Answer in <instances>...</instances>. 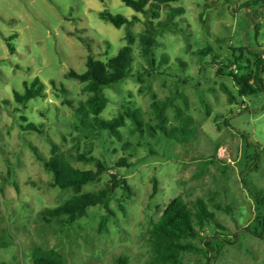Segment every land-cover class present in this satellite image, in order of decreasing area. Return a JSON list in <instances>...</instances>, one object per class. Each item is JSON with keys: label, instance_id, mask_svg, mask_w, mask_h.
<instances>
[{"label": "rangeland", "instance_id": "obj_1", "mask_svg": "<svg viewBox=\"0 0 264 264\" xmlns=\"http://www.w3.org/2000/svg\"><path fill=\"white\" fill-rule=\"evenodd\" d=\"M247 1L177 0L160 7L154 19L135 13L120 0H0V264H33L35 245L56 249L66 264H117L119 257L127 264H148L149 232L179 197L189 206L204 200L225 228L222 236L228 243L210 264H264V236L255 237L247 230L264 216L251 192L264 196V91L239 98L227 72L237 69L242 75L245 70L236 64L226 67L235 58L248 59L249 63H238L254 74L256 56L249 51L264 54V9H244ZM177 9L181 13L172 18L170 28L159 30L155 51L157 60L165 54L168 63L158 65L143 82L129 78L105 90L108 103L102 117L113 119L130 107L139 112L142 133L130 121L120 129L121 140L96 138L76 129L73 109L88 94L65 74L85 71L88 51L83 42L102 61L126 45L125 27H113L98 13L107 10L128 20L137 17L129 28L137 35L145 21L157 28ZM12 35L10 53L6 39ZM205 48L210 51L198 55ZM133 58L132 75L143 74L137 44ZM218 69L224 73L218 75ZM36 77L45 86V97L25 106L15 103L13 92L23 93V82ZM261 80L264 83V74ZM221 85L232 91V104ZM177 93L187 99L186 113L195 130L186 145L166 139L155 128L150 107L153 97L181 105ZM166 116V127L177 125L171 109ZM29 124L37 131L21 129ZM147 126L155 131L149 133ZM51 143L77 169H95L77 161L82 153L107 164L101 181L88 184L83 192L104 188L112 175L128 183L129 192L112 186L110 208L115 216L105 229L99 227L105 213L99 206L89 208L68 229L40 220V212L72 196L70 190L49 185L51 174L30 149L35 147L48 158ZM119 160L125 166L116 167ZM207 259L185 254L183 264H206Z\"/></svg>", "mask_w": 264, "mask_h": 264}, {"label": "trees", "instance_id": "obj_2", "mask_svg": "<svg viewBox=\"0 0 264 264\" xmlns=\"http://www.w3.org/2000/svg\"><path fill=\"white\" fill-rule=\"evenodd\" d=\"M120 1L135 13H140L144 16L151 15L154 19H157L160 7H167L177 0ZM243 8L251 11L264 9V0H248L243 4ZM180 13L181 10L179 9L171 10L167 22L163 25L159 24L157 28L153 26L151 21H145L144 30L137 35L132 34L129 30L133 23L138 21L137 17L128 20L107 10L98 13L100 20L111 24L113 27H125L124 40L126 45L120 48L116 55L109 57L106 61H102L96 59L89 45L83 42L88 51L85 71L77 73L74 70H69L65 74L66 79L74 80L83 85L82 91L88 94L87 98L78 102L73 109L74 122L72 125L76 129L96 138L112 137L121 140L120 129L126 125L127 121H130L134 128L142 133L144 123L139 118V112L130 107H125L123 114H119L113 119H104L102 117V113L108 103L105 90L129 78H135L136 81L143 82L144 77H150L158 65L168 63V56L162 54L160 60H157L155 54L156 49L160 45L158 40L159 30L169 29L172 18ZM14 37L12 35L6 39L10 53L14 52L13 44L11 43ZM135 44L139 47L140 58L145 67L143 74L133 76V46ZM209 51V48H205L199 51L198 55H206ZM249 53L256 56V71L254 74L247 72L249 67L238 63L239 61L249 63L248 59L235 58L233 61L230 60L226 66L229 68L236 64L238 69L245 70L242 75L237 74V69L227 72L228 77L233 81L239 98L264 91V83L261 80V75L264 74V54L257 51H249ZM223 73V70H217L218 75ZM50 83L53 87L56 86L54 80ZM23 87V93L13 92L15 103L21 106H25L30 100L45 97V86L37 77L31 82H23ZM221 89L226 95L227 101L232 104L235 99L232 91L226 85H221ZM60 91L63 95L67 93L63 88ZM177 96L180 98L181 105L175 104L170 98L158 100L153 97L150 107L155 128L166 139L175 140L182 145H186L194 137L195 130L192 127V117L186 113L188 102L185 95L177 93ZM66 103L72 106L71 102L66 101ZM168 109L174 112L177 122V125L169 128L166 127V112ZM147 127L149 133L155 131L154 127ZM21 129H24V131H37L36 126L33 124H29L26 127L21 126ZM30 149L35 159L51 174L52 182L49 185L60 190H70L72 192V196L63 204L40 212V220L47 224L55 222L62 229H68L84 218L89 208L99 206L105 212L100 218L99 227L100 229H105L109 220L115 216V213L110 208L112 186L114 188L121 187L125 192H129L130 188L126 180L118 175H112L104 188L92 192H83V188L88 184L101 181V177L109 169L106 163L89 153L78 154L76 157L78 162L95 166L94 170H80L71 164L67 156L59 153L58 147L54 143L50 144V156L48 158L41 157L35 147H30ZM123 166H125L124 160H119L116 163V167ZM155 191L156 185L154 183L153 193ZM251 192L257 204L264 209V196L252 190ZM254 224L253 228L247 229L248 232L255 237L263 238L264 216L256 218ZM224 231L225 228L217 221L215 213L209 209L204 200L197 199L192 206H189L183 198H176L167 206L162 216L153 224L149 232L151 258L148 264H183V256L185 254L204 255L208 258L206 264H210L213 255H217L223 245L228 243V240L222 236ZM209 232L210 234H207ZM200 243L204 247L200 246ZM31 257L33 264H66L64 256L56 249H44L39 245L34 246ZM117 264H127V259L119 257Z\"/></svg>", "mask_w": 264, "mask_h": 264}]
</instances>
